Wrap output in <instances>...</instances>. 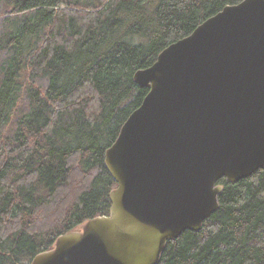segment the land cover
Instances as JSON below:
<instances>
[{
    "label": "trees",
    "instance_id": "16d2710c",
    "mask_svg": "<svg viewBox=\"0 0 264 264\" xmlns=\"http://www.w3.org/2000/svg\"><path fill=\"white\" fill-rule=\"evenodd\" d=\"M240 1L0 0V264L109 213L104 154L148 92L133 74ZM217 183L218 208L158 264H264V168Z\"/></svg>",
    "mask_w": 264,
    "mask_h": 264
},
{
    "label": "water",
    "instance_id": "95a60500",
    "mask_svg": "<svg viewBox=\"0 0 264 264\" xmlns=\"http://www.w3.org/2000/svg\"><path fill=\"white\" fill-rule=\"evenodd\" d=\"M133 80L148 92L104 154L109 213L30 264H158L218 208L221 178L264 168V0L224 6Z\"/></svg>",
    "mask_w": 264,
    "mask_h": 264
},
{
    "label": "rangeland",
    "instance_id": "374dc122",
    "mask_svg": "<svg viewBox=\"0 0 264 264\" xmlns=\"http://www.w3.org/2000/svg\"><path fill=\"white\" fill-rule=\"evenodd\" d=\"M52 220H53V219H51V220L49 219V220L47 221V222H49V225H50V221H52ZM76 228H77V227H76Z\"/></svg>",
    "mask_w": 264,
    "mask_h": 264
}]
</instances>
